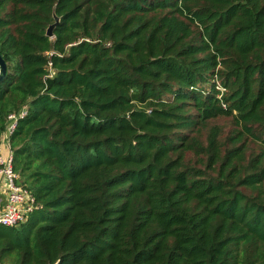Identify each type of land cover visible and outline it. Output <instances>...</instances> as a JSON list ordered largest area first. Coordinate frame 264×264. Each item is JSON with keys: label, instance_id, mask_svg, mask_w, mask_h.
<instances>
[{"label": "trees", "instance_id": "obj_1", "mask_svg": "<svg viewBox=\"0 0 264 264\" xmlns=\"http://www.w3.org/2000/svg\"><path fill=\"white\" fill-rule=\"evenodd\" d=\"M0 55L38 205L0 264H264V0H0Z\"/></svg>", "mask_w": 264, "mask_h": 264}, {"label": "built area", "instance_id": "obj_2", "mask_svg": "<svg viewBox=\"0 0 264 264\" xmlns=\"http://www.w3.org/2000/svg\"><path fill=\"white\" fill-rule=\"evenodd\" d=\"M28 115L27 108L8 116L7 129L0 143V179L1 190L7 196L5 208L0 213V225L16 227L25 223L30 214L38 208L35 197L18 183L19 175L14 170V151L10 137L18 122Z\"/></svg>", "mask_w": 264, "mask_h": 264}, {"label": "rangeland", "instance_id": "obj_3", "mask_svg": "<svg viewBox=\"0 0 264 264\" xmlns=\"http://www.w3.org/2000/svg\"><path fill=\"white\" fill-rule=\"evenodd\" d=\"M215 126L220 127L221 129V142H222L223 153H225L227 150L232 149L234 147V144L230 139L236 136V133L240 131V128H238V126L235 124L232 118L220 117L219 119L209 121L207 126L204 128H201L195 134V136H199L201 142L205 143L208 134L210 133L211 129ZM241 144H238V147L244 145L243 146V151H244L243 164L244 166L247 167L252 160L257 159V157L261 153V148L258 146L257 143H254L253 141L249 140V138L247 137L243 139V144L242 145ZM189 158H191L193 161L197 160L192 155H189ZM262 190L264 194V186ZM245 193L249 195L255 194L247 190H245Z\"/></svg>", "mask_w": 264, "mask_h": 264}, {"label": "water", "instance_id": "obj_4", "mask_svg": "<svg viewBox=\"0 0 264 264\" xmlns=\"http://www.w3.org/2000/svg\"><path fill=\"white\" fill-rule=\"evenodd\" d=\"M56 23L48 28L47 36L52 37L53 36V30L56 27V25L59 23V18L55 16ZM8 72V65L6 61L4 60L3 56L0 55V83H2L7 75Z\"/></svg>", "mask_w": 264, "mask_h": 264}, {"label": "crops", "instance_id": "obj_5", "mask_svg": "<svg viewBox=\"0 0 264 264\" xmlns=\"http://www.w3.org/2000/svg\"><path fill=\"white\" fill-rule=\"evenodd\" d=\"M2 179H0V213L5 208L7 196L1 190Z\"/></svg>", "mask_w": 264, "mask_h": 264}]
</instances>
